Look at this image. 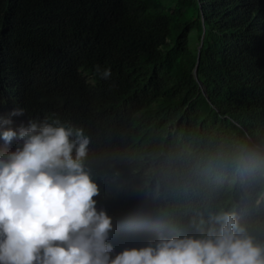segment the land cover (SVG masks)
<instances>
[{"label": "trees", "instance_id": "16d2710c", "mask_svg": "<svg viewBox=\"0 0 264 264\" xmlns=\"http://www.w3.org/2000/svg\"><path fill=\"white\" fill-rule=\"evenodd\" d=\"M55 121L90 140L110 258L155 246L124 223L201 238L221 209L264 245V0H0V132Z\"/></svg>", "mask_w": 264, "mask_h": 264}, {"label": "clouds", "instance_id": "9594fccd", "mask_svg": "<svg viewBox=\"0 0 264 264\" xmlns=\"http://www.w3.org/2000/svg\"><path fill=\"white\" fill-rule=\"evenodd\" d=\"M110 75V69L102 73ZM0 138L22 142L0 156V264H264V245L223 209L209 216L201 238L182 236L179 221L164 214L124 223L118 231H137L138 239L153 238L155 246L110 258L112 218L95 207L99 188L85 170L90 140L83 130L29 122Z\"/></svg>", "mask_w": 264, "mask_h": 264}, {"label": "water", "instance_id": "95a60500", "mask_svg": "<svg viewBox=\"0 0 264 264\" xmlns=\"http://www.w3.org/2000/svg\"><path fill=\"white\" fill-rule=\"evenodd\" d=\"M202 37H203V35H202ZM201 46H202V43H200L199 46L197 47V52L200 50ZM194 77L196 79V75H194ZM197 83H198L199 87L202 88V84L198 80H197ZM202 90H203V93H205L204 89H202Z\"/></svg>", "mask_w": 264, "mask_h": 264}]
</instances>
